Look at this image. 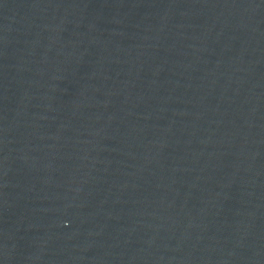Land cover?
<instances>
[{
	"label": "water",
	"instance_id": "water-1",
	"mask_svg": "<svg viewBox=\"0 0 264 264\" xmlns=\"http://www.w3.org/2000/svg\"><path fill=\"white\" fill-rule=\"evenodd\" d=\"M0 264H264V0H0Z\"/></svg>",
	"mask_w": 264,
	"mask_h": 264
}]
</instances>
